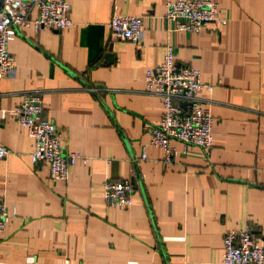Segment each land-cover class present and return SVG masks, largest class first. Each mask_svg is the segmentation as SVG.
Here are the masks:
<instances>
[{
  "label": "crops",
  "instance_id": "0c3cea01",
  "mask_svg": "<svg viewBox=\"0 0 264 264\" xmlns=\"http://www.w3.org/2000/svg\"><path fill=\"white\" fill-rule=\"evenodd\" d=\"M168 1L180 0H67L70 28L28 25L9 42L14 69L0 80V264H220L224 232L250 226L264 241V0H211L222 21L197 33L163 19ZM112 16L140 17V42L113 38ZM166 47L177 65L199 71L196 97L212 117L210 150L172 142L170 164L148 145L161 106L143 84ZM30 93L40 95L64 152L88 158L64 181L30 163L32 141L12 119ZM107 180L130 181L128 209L104 205Z\"/></svg>",
  "mask_w": 264,
  "mask_h": 264
},
{
  "label": "built area",
  "instance_id": "2783aa9c",
  "mask_svg": "<svg viewBox=\"0 0 264 264\" xmlns=\"http://www.w3.org/2000/svg\"><path fill=\"white\" fill-rule=\"evenodd\" d=\"M35 18L29 20L30 12ZM67 0H0V80L14 69L8 53L9 42L23 28L62 32L72 26ZM163 19L174 24V31L197 33L204 24L221 23L219 10L211 0H180L166 2ZM115 39L137 44L141 40L142 20L134 16H112L107 24ZM145 93L159 99L161 117L155 126H148V145L164 154V163L170 164L175 153L172 142L196 147L207 153L212 146V117L200 105L196 95L204 87L200 73L194 68L174 62L171 47H166L159 64L143 74ZM185 103V110L179 104ZM13 121L25 130L32 141L29 160L32 165L47 167L51 182L64 181L68 169L75 163L85 165L88 158L79 152H64L57 128L42 115L41 97L37 93L22 95L11 112ZM7 155L0 148V160ZM145 154L141 152L139 160ZM133 187L128 180L105 181L102 201L108 208L126 210L131 205ZM7 215L0 197V232ZM220 264H264V241H258L250 226L240 231H226L222 235Z\"/></svg>",
  "mask_w": 264,
  "mask_h": 264
},
{
  "label": "water",
  "instance_id": "95a60500",
  "mask_svg": "<svg viewBox=\"0 0 264 264\" xmlns=\"http://www.w3.org/2000/svg\"><path fill=\"white\" fill-rule=\"evenodd\" d=\"M179 107H180L182 110H185L186 104H185V103H181V104H179Z\"/></svg>",
  "mask_w": 264,
  "mask_h": 264
}]
</instances>
